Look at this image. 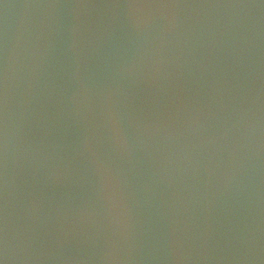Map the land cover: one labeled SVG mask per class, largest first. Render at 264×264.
<instances>
[{"label":"water","instance_id":"water-1","mask_svg":"<svg viewBox=\"0 0 264 264\" xmlns=\"http://www.w3.org/2000/svg\"><path fill=\"white\" fill-rule=\"evenodd\" d=\"M0 264H264V0H0Z\"/></svg>","mask_w":264,"mask_h":264}]
</instances>
